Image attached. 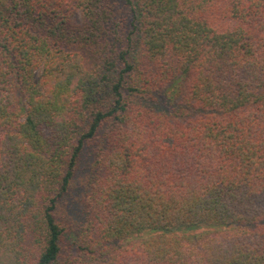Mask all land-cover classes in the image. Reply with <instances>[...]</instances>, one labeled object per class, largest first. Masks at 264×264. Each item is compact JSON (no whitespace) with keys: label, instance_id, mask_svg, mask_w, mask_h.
Listing matches in <instances>:
<instances>
[{"label":"trees","instance_id":"16d2710c","mask_svg":"<svg viewBox=\"0 0 264 264\" xmlns=\"http://www.w3.org/2000/svg\"><path fill=\"white\" fill-rule=\"evenodd\" d=\"M0 264H264V0H0Z\"/></svg>","mask_w":264,"mask_h":264},{"label":"rangeland","instance_id":"374dc122","mask_svg":"<svg viewBox=\"0 0 264 264\" xmlns=\"http://www.w3.org/2000/svg\"><path fill=\"white\" fill-rule=\"evenodd\" d=\"M163 104L165 103L163 102ZM85 180L86 177L84 175V172H82L80 175H78L75 178V180L73 181L72 190L60 202L58 207V215L60 217H64L70 222L75 223V225H80L84 219L82 212V205H81V196L85 191L84 188ZM75 228L77 229V227ZM197 231L201 232L204 230H201L200 228Z\"/></svg>","mask_w":264,"mask_h":264}]
</instances>
